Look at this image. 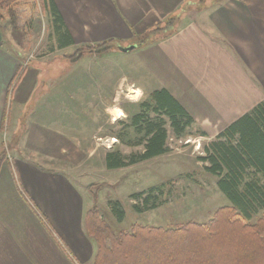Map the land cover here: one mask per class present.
I'll return each mask as SVG.
<instances>
[{"label": "crops", "instance_id": "obj_1", "mask_svg": "<svg viewBox=\"0 0 264 264\" xmlns=\"http://www.w3.org/2000/svg\"><path fill=\"white\" fill-rule=\"evenodd\" d=\"M50 4L59 17L55 26L51 11L44 10L52 21L55 49L75 52L82 45L112 40L110 51L86 54L81 60L104 64L117 56H136L149 70L147 83L153 91L168 90L209 134L218 135L264 103V0H50ZM174 15L179 17L175 32L133 50L137 36ZM6 37L0 22V141L2 135L12 137L19 131L26 108L39 100L38 106L47 107L40 111L30 107L26 122L52 133L46 137L50 142L58 138L60 142L62 123L55 116L62 112V102L53 99L61 94L54 92L51 103L42 99L37 92L40 81L31 79L26 58ZM77 80L71 77L64 83L72 87ZM1 157L0 264H95L97 244L85 227L93 201L86 192L64 170L16 166ZM252 169L245 174L247 179L264 175Z\"/></svg>", "mask_w": 264, "mask_h": 264}, {"label": "rangeland", "instance_id": "obj_2", "mask_svg": "<svg viewBox=\"0 0 264 264\" xmlns=\"http://www.w3.org/2000/svg\"><path fill=\"white\" fill-rule=\"evenodd\" d=\"M13 10L19 29L14 28L7 9L2 10L6 38L26 58L31 79L40 81L41 89L37 92L43 95L42 99L51 103L54 92L61 94L53 100H62V112L55 116L62 123V131L60 142L59 138L50 142L46 137L52 133L26 122L30 107L34 105L35 111L47 107L38 106L39 100H32V106L26 108L21 117L19 131L12 137L2 135L0 157L10 158L16 166L35 164L64 170L86 192L99 209L100 217L115 232L128 231L134 223H137V232H146L149 227H181L188 221L206 223L216 210L229 205L218 187V177L206 168L210 163L202 160L218 135L209 134L194 124L184 134L176 136L168 118L154 113L150 99L153 85L147 83L151 82V76L136 56H117L104 64L101 61L92 64L82 58L72 61L70 56L76 51L55 49L52 21L41 0H16ZM39 69L42 71L35 75ZM71 77L78 79L72 87L64 83ZM143 103L149 106L142 109ZM114 109H121L125 116L116 117ZM138 113L146 114L149 120L164 121L167 152L123 168L109 169L108 152L119 149L130 159L132 154L145 150V143L139 142L144 134L132 127L133 116ZM250 176L249 179L264 185V175ZM162 184L163 193L155 200L156 208L143 207V212L134 209L133 205H142L145 197H134L135 193L146 195L150 187ZM114 202H119L125 211L123 221L112 211Z\"/></svg>", "mask_w": 264, "mask_h": 264}, {"label": "trees", "instance_id": "obj_3", "mask_svg": "<svg viewBox=\"0 0 264 264\" xmlns=\"http://www.w3.org/2000/svg\"><path fill=\"white\" fill-rule=\"evenodd\" d=\"M14 2L16 0H0V22L5 19L2 10L7 9L14 28L19 29ZM48 2L50 0H41L42 7L51 11L57 26L59 17ZM178 22V15L171 16L162 25L137 36V47L133 50L157 36L171 35ZM113 45L112 40L82 45L70 58L77 61L86 54H102L114 48ZM22 73L21 68L17 80ZM150 99L154 113L168 118L176 136L195 124L189 111L165 88L152 91ZM148 106L143 103L142 109ZM146 117V114L138 113L132 120L135 131L144 134L139 142L145 143V150L132 154L130 159L119 149L108 152L106 165L109 169L123 168L167 152L168 134L164 121ZM206 151L207 156L202 160L210 163L206 168L218 177V187L229 205L216 210L206 223L188 221L176 228L149 227L146 232H137V223L128 231L115 232L93 205L86 211L85 227L97 244L95 264H264V185L245 177L253 172L252 168L256 173H264V103L219 133L218 140L211 142ZM163 186L150 187L146 195L135 193L134 197H145L142 205H133L134 209L143 212V207L152 205L156 208L155 200L163 193ZM112 211L119 221L124 220L125 211L119 202L112 204Z\"/></svg>", "mask_w": 264, "mask_h": 264}, {"label": "bare ground", "instance_id": "obj_4", "mask_svg": "<svg viewBox=\"0 0 264 264\" xmlns=\"http://www.w3.org/2000/svg\"><path fill=\"white\" fill-rule=\"evenodd\" d=\"M136 93V91H134ZM133 92V93H134ZM113 114L118 117V118H122L125 116L124 112L120 109V110H113Z\"/></svg>", "mask_w": 264, "mask_h": 264}, {"label": "water", "instance_id": "obj_5", "mask_svg": "<svg viewBox=\"0 0 264 264\" xmlns=\"http://www.w3.org/2000/svg\"><path fill=\"white\" fill-rule=\"evenodd\" d=\"M134 46H132V47H128L126 50H130V49H132Z\"/></svg>", "mask_w": 264, "mask_h": 264}]
</instances>
